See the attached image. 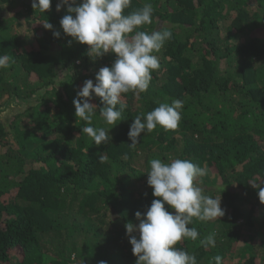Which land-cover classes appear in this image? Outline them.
<instances>
[{"label": "trees", "instance_id": "16d2710c", "mask_svg": "<svg viewBox=\"0 0 264 264\" xmlns=\"http://www.w3.org/2000/svg\"><path fill=\"white\" fill-rule=\"evenodd\" d=\"M57 2L41 13L32 0H0V56L12 57L0 68V105L5 95L28 104L7 129L0 122V264H135L125 224L138 225L135 213L155 199L146 174L153 158L206 167L194 182L225 210L191 225L199 239L215 233V247L183 239L178 249L197 264L216 255L222 264H264V204L249 183L264 182V0H131L125 14L154 8L152 24L136 31L173 35L153 53L160 68L147 91L121 95L124 120L100 146L81 135L72 101L116 57L94 61L87 45H69L59 23L68 13ZM14 14L32 24L26 34L16 32ZM177 99V129L158 127L130 148L132 120ZM90 102L98 105L92 126L110 129L99 99Z\"/></svg>", "mask_w": 264, "mask_h": 264}, {"label": "clouds", "instance_id": "9594fccd", "mask_svg": "<svg viewBox=\"0 0 264 264\" xmlns=\"http://www.w3.org/2000/svg\"><path fill=\"white\" fill-rule=\"evenodd\" d=\"M52 0H32V8L45 13L51 8ZM131 0H58L56 11L66 8L67 15L60 19L64 35L70 37L69 45L77 42L87 45V53L94 61L106 54L114 53L111 66L101 67L95 74V81L87 79L76 94L72 103L75 117L84 122L81 135H86L97 146L107 144L111 138L110 130L124 120L126 107L121 102V95L132 91L136 95L144 93L152 79L151 73L160 68L156 55L165 42L171 39L173 32L164 27L147 31H136L144 25L152 24L154 11L151 3L135 9L128 14ZM74 14V15H73ZM43 27L51 30L53 25L47 20ZM134 35H130L133 34ZM61 33L54 31L59 38ZM12 57L0 56V68L10 67ZM98 98L102 107L99 115L105 127H93L92 122L98 105L91 103ZM119 105V108L117 107ZM182 100H173L170 104L160 103L153 110L137 115L129 125L127 133L131 141L128 146L135 148L140 143L141 134L151 133L158 127L165 131L177 129L181 120ZM105 157L100 156L103 161ZM147 185L152 189L155 199L145 212L135 213L138 225L125 224L126 235L132 246L135 264H197L195 255L185 249H178V242L183 239L197 241L200 233L193 224V218L210 221L225 215L221 207V197L213 198L204 194V189L194 181L207 174L206 167H200L188 159L160 158L149 160ZM258 190V198L264 204V182H249ZM174 209V212L166 210ZM139 233L137 238L134 233ZM202 247H215V233L199 239ZM222 257L216 255L209 264H222ZM100 264H106L100 261Z\"/></svg>", "mask_w": 264, "mask_h": 264}, {"label": "rangeland", "instance_id": "374dc122", "mask_svg": "<svg viewBox=\"0 0 264 264\" xmlns=\"http://www.w3.org/2000/svg\"><path fill=\"white\" fill-rule=\"evenodd\" d=\"M23 1H25V0H23ZM26 1H28V0H26ZM7 12H8V10L4 11L5 14H7ZM12 16H16V18L13 21L14 22L13 24H14V28H15V30H16L17 33H19V34H26V32L31 29L32 24H29V22L25 21L22 18H19L18 19V17H17L16 14L11 15L10 17H12ZM17 21L19 23H16ZM31 81H33V79H31ZM4 98H5V101H8L10 99V96L7 99V96L5 95ZM15 100H16L15 102H18L17 104H19V105L13 104L12 108L10 109V113L11 114H10V116L7 117V120L9 122L7 128L9 127V125H10L11 121L14 119V117L18 113L20 114V113L24 112V110L26 109V107H28L27 106L28 104H27L26 101H22V100H20V99H18L16 97H15Z\"/></svg>", "mask_w": 264, "mask_h": 264}, {"label": "water", "instance_id": "95a60500", "mask_svg": "<svg viewBox=\"0 0 264 264\" xmlns=\"http://www.w3.org/2000/svg\"><path fill=\"white\" fill-rule=\"evenodd\" d=\"M15 101V96H10V99L4 105H0V122L4 125L5 129H7L9 123L7 117L11 114L10 109L13 104L19 105L17 104L18 102Z\"/></svg>", "mask_w": 264, "mask_h": 264}, {"label": "flooded vegetation", "instance_id": "af4514ba", "mask_svg": "<svg viewBox=\"0 0 264 264\" xmlns=\"http://www.w3.org/2000/svg\"><path fill=\"white\" fill-rule=\"evenodd\" d=\"M7 102V101H6Z\"/></svg>", "mask_w": 264, "mask_h": 264}]
</instances>
